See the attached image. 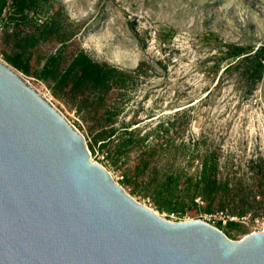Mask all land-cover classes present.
Instances as JSON below:
<instances>
[{
    "label": "rangeland",
    "instance_id": "obj_1",
    "mask_svg": "<svg viewBox=\"0 0 264 264\" xmlns=\"http://www.w3.org/2000/svg\"><path fill=\"white\" fill-rule=\"evenodd\" d=\"M21 2L0 0L2 59L20 51L19 37L56 20L49 38L25 55L32 70L58 48L63 68L80 49L116 68L103 89L65 86L57 96L52 77L44 81L8 62L84 133L94 159L132 196L171 220L213 214L209 221L232 239L257 221L264 226V76L252 87L244 68L225 70L234 60L229 44L252 52L264 45V0H26L29 22L18 23L12 17ZM125 129L144 139L118 157L116 138ZM206 160L215 166L208 177L229 182L231 197L252 200L255 215L228 218L217 202L206 211L200 193L193 196ZM138 163L143 170L134 175ZM176 178L184 211L165 209V198L155 196L158 182Z\"/></svg>",
    "mask_w": 264,
    "mask_h": 264
},
{
    "label": "water",
    "instance_id": "obj_2",
    "mask_svg": "<svg viewBox=\"0 0 264 264\" xmlns=\"http://www.w3.org/2000/svg\"><path fill=\"white\" fill-rule=\"evenodd\" d=\"M0 264H264V231L232 239L141 203L0 57Z\"/></svg>",
    "mask_w": 264,
    "mask_h": 264
},
{
    "label": "trees",
    "instance_id": "obj_3",
    "mask_svg": "<svg viewBox=\"0 0 264 264\" xmlns=\"http://www.w3.org/2000/svg\"><path fill=\"white\" fill-rule=\"evenodd\" d=\"M25 1L26 0H22V2L19 4V16L12 17V19L18 23L29 22V17L26 14L27 7ZM3 5L4 2L1 4V9L3 8ZM56 25L57 21L53 20L52 22L46 24L42 29L34 30L19 37L16 42V46L20 51L13 55H8V62L18 69H22L25 73L34 74L36 77L44 81L48 82L49 78L52 77L55 82L54 84H50V87L53 93L57 96L60 95V91L65 86H70L73 91L80 92L84 91L89 85L96 87V90L100 88L103 89L109 75L116 71V68L109 64L101 63L92 59L83 49H80L76 53L66 68H63L62 66V49L58 48L55 52L51 53L45 58L46 60L41 70H32L30 66L31 58L25 55H27L31 49L35 48L42 41L47 40L49 35H51V33H53V31L56 29ZM227 47L229 51L228 57H232L234 60L228 64L225 70L229 71L235 68H244L249 79L252 80L251 86L254 87V85H256V83L264 76V45L258 46L256 49H254V52H252V50L247 51L245 47L239 46L237 44H229ZM235 58L239 59L235 60ZM120 74L123 76V78L127 77L128 75L127 72H121ZM98 120L100 121L101 118ZM107 120L111 121L110 116L107 118ZM158 127H164L167 129L165 122H161ZM115 134L116 129L112 128L104 138L106 141L105 143H108V141H110ZM138 138L144 139L142 137H135L133 130L125 129L123 132H121L120 136L116 138L118 157L122 155L127 157ZM213 167L215 168V166L209 165V160L205 161L204 167L202 169L203 178L199 182L200 189H198L193 194V196H196L200 193L202 200L207 202L206 211L208 212L211 211L212 205L217 202L218 210L221 211V213H224L228 218H230V214L232 216L244 217L247 213H252V200L243 195H240L238 198L231 197L229 191V182H222L208 177V173L211 172ZM133 170L134 175H139L143 170V165L140 163L135 164ZM125 182L132 183V179L127 176ZM179 189L178 178L171 181H160L156 185L155 196L158 200L161 197L165 198V209L173 211L181 208L182 211H184L186 204H184L182 201L177 202L179 197ZM262 210L264 211V205ZM252 215L255 214L252 213ZM219 223L220 225L222 224L221 220Z\"/></svg>",
    "mask_w": 264,
    "mask_h": 264
},
{
    "label": "built area",
    "instance_id": "obj_4",
    "mask_svg": "<svg viewBox=\"0 0 264 264\" xmlns=\"http://www.w3.org/2000/svg\"><path fill=\"white\" fill-rule=\"evenodd\" d=\"M93 157V156H92ZM212 215L213 214H205V215H201L200 217H198V218H202V219H204V220H206V221H208V222H210L209 220H210V218L212 217ZM208 216L210 217V218H208ZM211 224H213L212 222H210ZM213 225H215V224H213ZM216 226V225H215ZM218 227V226H217ZM258 231V230H262V231H264V226H260V223H259V221H257V224H256V226L254 227V229H253V231H251V232H255V231Z\"/></svg>",
    "mask_w": 264,
    "mask_h": 264
},
{
    "label": "bare ground",
    "instance_id": "obj_5",
    "mask_svg": "<svg viewBox=\"0 0 264 264\" xmlns=\"http://www.w3.org/2000/svg\"><path fill=\"white\" fill-rule=\"evenodd\" d=\"M92 156H93V154H92ZM93 158H94V157H93ZM256 231H257V230H256ZM260 231H262V230H260ZM250 233H252V232H250ZM250 233H249V234H250Z\"/></svg>",
    "mask_w": 264,
    "mask_h": 264
}]
</instances>
